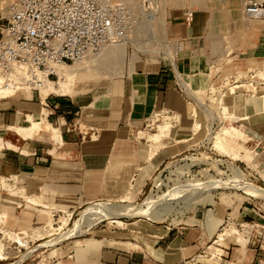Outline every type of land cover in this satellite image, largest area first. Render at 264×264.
<instances>
[{"label":"rangeland","instance_id":"rangeland-1","mask_svg":"<svg viewBox=\"0 0 264 264\" xmlns=\"http://www.w3.org/2000/svg\"><path fill=\"white\" fill-rule=\"evenodd\" d=\"M113 1L121 2V0ZM128 1L137 22V26L133 28L131 39L125 42L126 45L124 44L120 53H116L113 58H106L99 62L97 60L87 71L77 73L73 92L107 93L115 91L124 77L141 68V65L148 63L149 67H155V64H158L160 53L163 52L164 42L180 39L179 37H169L168 30L175 32L180 26L184 28V32L187 28V35L198 43V52L195 54L192 74L179 76L188 91L178 81H175L173 75L170 78L181 106L176 109L160 108L156 110L139 130L146 136L155 132V126L158 123L170 122L174 125V130L169 135V142L161 148L176 146L180 155L166 164L151 179L150 184L143 192L138 195L128 193L109 203L120 206H142L141 208L148 210L158 209L157 212L161 213L163 209L159 202L166 198L178 184H184L190 180H205V177L229 181L235 176L232 172L234 169H237L244 182L264 189V177L262 180L260 175L264 172V168L257 167L258 160L254 142L247 137L240 140L241 137L227 135L228 142L223 152L213 148V137L221 134V131L236 127L240 132H243V127L251 124L246 120L234 121L235 117H242L261 110L260 97L264 95V63L253 60L247 63L242 51L247 47L246 38L256 34L258 29L264 27V24L243 19L242 0H240V6L236 8L230 4L232 0ZM145 1L151 4V13H154L155 16L153 23H148L143 16L142 4ZM145 6H147L146 3ZM187 9L193 12V20L188 24L181 19L182 13ZM234 13L239 14L240 18L239 15L237 18L234 17ZM1 14L4 17L3 11ZM0 23L3 25L2 21ZM179 23L182 24L177 25ZM187 35L184 34L183 37L185 38ZM67 68L74 70L75 65ZM51 81L56 82L57 80ZM176 83L181 87L180 89ZM243 83L249 85L250 91L245 87L235 89L233 93L228 91L230 86ZM38 94L42 99L39 90ZM262 120L260 122H264ZM195 123L199 124L197 132L192 131ZM17 126L27 127L28 124H17ZM6 134H9V131H6ZM35 139L49 141L50 134L39 133L24 142H34ZM142 139L144 143L145 139ZM18 140L23 142L19 138ZM10 185L13 184L1 178L0 192L1 190L14 191L16 189L14 185ZM150 193L152 194L150 200L152 203L150 201V204L149 202L145 203L144 200ZM241 193L238 189L215 190L208 194H198L197 199H193L194 202L191 200L192 202L190 201L187 205L176 200L158 221L140 220L136 216L118 217L119 223L101 221L77 238L79 244H76L72 239L58 242L52 246L41 247L38 251L30 253L37 245L56 238L59 233L71 228L74 221L85 215L92 204L70 212L68 225L64 230H60L61 232L57 231L51 235L35 238L31 235V230L41 226L44 222V216L39 215L40 223L35 221V224L29 228L28 235L22 236L18 241L8 242L0 234V244L2 245L0 264H79L80 258L86 252L95 249L83 250L82 244L85 239L103 240L104 242H100L99 246L102 244L114 246L116 245L114 241H119V238L128 234L130 230H142L146 226H164L169 229L189 228L196 224V217L207 213L212 215L216 210L222 212L223 218L214 227L211 226L214 222L210 223L211 229L213 228L212 235L223 234L220 240L224 246L228 244L241 246L246 244L248 237L254 235V233L250 235L246 230L239 231L237 225L241 224L242 217L250 216L252 210H258L264 217V201L253 200ZM123 198L125 199L122 200ZM38 210H45V208H38ZM62 211L53 210V213H49L55 228H58L59 220L64 218V212H67ZM35 212L38 214L37 211ZM227 217L230 220L226 223ZM260 221L264 224V220ZM261 246L264 247V242ZM201 260L199 262L203 263L207 259Z\"/></svg>","mask_w":264,"mask_h":264},{"label":"crops","instance_id":"crops-1","mask_svg":"<svg viewBox=\"0 0 264 264\" xmlns=\"http://www.w3.org/2000/svg\"><path fill=\"white\" fill-rule=\"evenodd\" d=\"M185 31L182 26L175 32L168 30L169 37H179L176 41L182 43L175 61L181 77L192 74L198 52V43L187 35V28ZM246 41L242 51L246 62L264 63V27ZM171 75L166 64L149 67L147 63L107 93L73 92L67 96L49 95L44 100L36 93H21L0 99V130L4 132L0 179L16 188L0 192V218H4L6 230L28 232L35 221L40 223L39 215L45 222L46 213L53 210L67 211L65 216H71L70 212L96 201L112 202L128 193L143 192L151 179L180 155L176 146H170L149 157L148 145L139 136V130L156 110L181 106ZM43 113L47 123L57 130L60 142L51 136L49 141L24 142L19 136L6 134L9 126L28 124L27 117L36 121ZM260 121L248 122L251 124L243 127L240 140L247 137L255 144L260 142L256 148L257 167L263 169L264 122ZM260 175L263 180L264 172ZM251 213L247 218L260 223L259 213ZM222 218V212L216 210L212 215L196 217V224L189 228L146 226L130 230L114 241V246H99L103 240L85 239L82 249H95L86 252L79 264H204L197 262V256L212 236L211 226ZM211 222L214 224L210 226ZM74 242L79 244L78 240ZM231 245V259H240L242 264H264V250L254 241Z\"/></svg>","mask_w":264,"mask_h":264},{"label":"built area","instance_id":"built-area-1","mask_svg":"<svg viewBox=\"0 0 264 264\" xmlns=\"http://www.w3.org/2000/svg\"><path fill=\"white\" fill-rule=\"evenodd\" d=\"M147 1L142 4L143 16L148 23H153L155 16ZM242 1L243 19L264 22V0ZM192 18L191 10L182 13L181 19L186 24L191 23ZM0 21L3 22L0 28V88L11 91L9 96L0 99L21 93L38 94L44 82L57 80L58 68L98 56L103 48L118 44L137 26L130 6L113 0H0ZM181 51L180 41L166 40L158 57V62L172 70L174 79L177 74L175 61ZM176 86L180 89L177 83ZM260 146V142H256L255 147ZM258 213L259 219L264 220ZM229 220L227 217L226 223ZM237 226L240 232L254 233L246 241L252 240L264 250L261 246L264 242L262 222L244 217ZM4 232L7 230L1 218L0 234ZM222 236L212 235L197 257L216 264H242L240 259L230 258L233 245L224 246L220 240Z\"/></svg>","mask_w":264,"mask_h":264},{"label":"bare ground","instance_id":"bare-ground-1","mask_svg":"<svg viewBox=\"0 0 264 264\" xmlns=\"http://www.w3.org/2000/svg\"><path fill=\"white\" fill-rule=\"evenodd\" d=\"M121 2L124 4H128L129 1L128 0H121ZM230 4L234 8H236V7H239L241 3H240V0H232ZM228 5H229V3H228ZM237 15H239V14H237ZM237 15L235 14L234 17L237 18L238 17ZM232 16H233V14H232ZM239 18H240V15H239ZM192 20H193V18H192ZM251 21L252 22L257 21V22L264 24L263 21H258V20H251ZM133 32H134V29L132 28L126 34V37L122 41H120L118 44L106 46L105 48L102 49L101 53L98 56L92 57L91 59L90 58L86 59V60L82 61L81 63L76 64L74 70H70L67 67L58 68L56 70L57 81L56 82H52V81L44 82L38 88L39 92L41 93L42 99L43 100L46 99L47 96H49V95H55V96L72 95V93H73L72 89H73V85L75 83V75L81 71H87V69L90 68L91 66H93L97 60L99 62V60L101 61V60H104L106 58L111 59V58H113L114 55L116 56V53H118L121 49H123L125 42H127L128 40L131 39ZM155 65H157V63ZM179 76L180 75L177 74L178 83L183 85L185 87L184 89H186L188 91V89L186 88V85L184 83H182V80H181V78H179ZM246 84L247 83L230 86L228 88V91L230 93H233V91L235 89H240L242 87L243 88L245 87L250 91L249 85H246ZM10 94H11V91L9 89L0 88V98H4L6 96H9ZM188 94L190 95V93H188ZM260 107H261L260 111L250 113V114H246V115H243L242 117H235L234 121L246 120L247 122H257L259 120L264 119V95H262L260 97ZM193 112H194V110H193ZM191 116H193V115H191ZM27 122H28L27 127H20V126L14 125V126H9L7 128V130L9 131L10 134L12 133L13 135L19 136L20 138H22L24 140H30L33 136H35L39 133H46V134H50L51 139H53L55 142H60V137L57 133V130L52 128L47 123L45 113H43L42 117L36 121L32 120L31 117H27ZM192 128H193L192 129L193 132H197L199 129V124L195 123L194 127H192ZM173 130H174V125H172L170 122L162 121L155 126V132L153 134H149V135L145 136L143 132H139V136L144 138L146 143L148 144V147H149L148 156L149 157H151L158 149H160L164 144H166L168 142L169 135L172 133ZM3 135H4V132L2 130H0V148L4 144L3 143V141H4ZM227 135H233L236 137H241L242 133L236 127H230L226 131L225 130L221 131V134L215 135L213 137V148L215 150L220 151V152H223L225 150V147H226L227 142H228V140L226 138ZM208 138H210L209 135H208ZM193 160H194V158H193ZM196 161H198V160L196 159ZM232 172L235 174V176H233L234 178L232 180H229V181H225V180L223 181L221 179H214V178H210V177H205V180H193V181L190 180L188 182L186 181L184 184H178L175 187V189H173L166 198L162 199L159 202L161 204L160 206L163 209L162 210L160 208V210H162L161 213H159L160 211L157 212L158 209L148 210V209L141 208L142 206L141 207H134V206H129V205L120 206V205L111 204L108 201L107 202H98V203L92 205L87 210V213L85 215L80 216L76 221H74L72 227L66 229L64 232H61L60 230H64V228L67 227L69 219H70V214H68L64 218L60 219L59 220V226L57 225L58 228H55L53 220L51 219L49 213H47V216H48L47 220L41 226L31 230V235H33V237H35V238L36 237L41 238L44 235H51L53 232L55 233L57 231H60L61 233H59L56 238L47 240V241L37 245L36 247H34L30 251V253L38 251L41 247L52 246L58 242L68 241V240H72V239L77 240L78 237L84 235L87 231H89L92 227H94L95 225H97L101 221H107L108 223H115V222L119 223L117 221L118 217H131V216H136L140 220L158 221L164 215V212L168 208L171 207L172 202L179 200V201H181V203H184L187 205L188 203H190L191 200L195 199L196 196H198V194H202V193L208 194V193L215 191V190L238 189L245 196L260 199V200L264 201V189H262L261 187L252 185L250 183L244 182L241 179L240 174L238 173L237 169H234ZM151 196H152L151 193L148 194L146 200H144L145 203L149 202L151 200ZM124 199L125 198H123L122 200H124ZM150 202L152 203V201H150ZM150 202H149V204H150ZM193 202H194V200H193ZM28 232L25 231V232L11 233V232L7 231V232L3 233V239L8 240V242H12V241H16V240L18 241L19 238H21L22 236H27ZM222 235L223 234H221V236ZM241 240H242V238H241ZM1 246L2 245L0 244V248H1ZM241 246H243V245H241ZM201 259H203V258L199 257L197 259V262H199ZM201 262H202V260H201ZM203 263H205V264H216L215 262H213L210 259H207L206 261L204 260Z\"/></svg>","mask_w":264,"mask_h":264}]
</instances>
